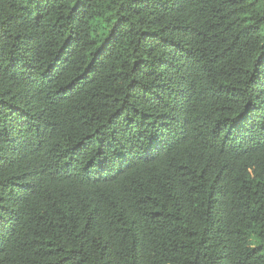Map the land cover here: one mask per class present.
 Returning <instances> with one entry per match:
<instances>
[{
	"label": "trees",
	"instance_id": "16d2710c",
	"mask_svg": "<svg viewBox=\"0 0 264 264\" xmlns=\"http://www.w3.org/2000/svg\"><path fill=\"white\" fill-rule=\"evenodd\" d=\"M0 264H264V0H0Z\"/></svg>",
	"mask_w": 264,
	"mask_h": 264
}]
</instances>
